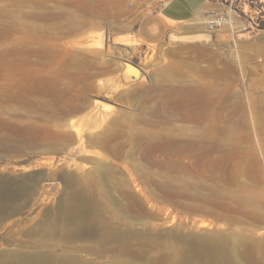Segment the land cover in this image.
Listing matches in <instances>:
<instances>
[{
	"label": "rangeland",
	"instance_id": "obj_1",
	"mask_svg": "<svg viewBox=\"0 0 264 264\" xmlns=\"http://www.w3.org/2000/svg\"><path fill=\"white\" fill-rule=\"evenodd\" d=\"M158 3L0 0V143L58 136L24 153L0 149V181L31 185L10 186L20 209L8 219L0 212V262L66 251L92 264H178L186 240L219 234L239 245L243 264H264V0H209L190 24L209 42L172 33L146 44L139 23ZM209 16L224 23L209 29ZM100 34L102 48L91 46ZM168 133H197L201 143L166 150ZM103 165L114 168L107 180L93 172ZM70 175L132 234L102 246L95 236L49 235Z\"/></svg>",
	"mask_w": 264,
	"mask_h": 264
},
{
	"label": "bare ground",
	"instance_id": "obj_2",
	"mask_svg": "<svg viewBox=\"0 0 264 264\" xmlns=\"http://www.w3.org/2000/svg\"><path fill=\"white\" fill-rule=\"evenodd\" d=\"M200 17V16H199ZM211 16L208 17L207 22L209 24L212 23V20H216L217 23H224L223 20H220L218 18H214V19H210ZM198 20V19H197ZM200 21H202V19H199ZM202 23V22H201ZM209 29H211L212 27L209 26ZM209 31V30H208ZM103 33V32H102ZM101 33V34H102ZM100 34V35H101ZM98 36V35H97ZM173 38H176L177 36H172ZM182 37V36H181ZM179 38V37H178ZM183 39H187V40H205L206 42L211 41V36L209 34V32H198L193 34L192 36H183ZM104 44V39H103V35L98 36L96 38L92 39V43L91 46H96V47H101ZM90 45V44H89ZM102 48V47H101ZM234 61V60H232ZM231 61V63H232ZM127 70L132 74V76L137 77L139 74V70H137L136 68H134L131 65H127ZM127 81H132V79L127 78ZM223 99V98H222ZM165 100V99H164ZM179 100V99H178ZM195 100V99H194ZM220 100V99H219ZM181 101V100H180ZM186 101V100H185ZM205 101V100H204ZM227 101V100H226ZM184 102V101H183ZM35 103V102H34ZM45 102H43L44 104ZM51 103V102H50ZM50 103H48L49 105H51ZM170 103V102H169ZM173 103V102H172ZM176 103V102H175ZM174 103V104H175ZM191 103V102H190ZM224 100H221L219 105L221 107L222 110H225L226 107V103ZM179 104V103H178ZM206 104V103H204ZM212 104V103H211ZM231 104V103H230ZM39 105V103H38ZM169 105V104H168ZM176 105V104H175ZM192 105V104H191ZM217 105V104H216ZM35 107V106H34ZM37 107V106H36ZM35 107V108H36ZM174 107V106H172ZM176 107V106H175ZM174 107V108H175ZM179 107V106H178ZM177 107V108H178ZM200 105H197L193 103L192 106V114H195V119L197 116V112L200 111ZM46 108V107H45ZM174 108H168V112H167V116L168 120L171 118V116L173 115V111ZM176 108V109H177ZM206 108H208L207 106L204 107V111L206 112ZM40 109V108H39ZM42 109V108H41ZM40 109V110H41ZM47 109V108H46ZM44 109V110H46ZM50 109V108H49ZM48 109V110H49ZM104 109L106 110H110V106L109 104H105L104 105ZM189 109V108H188ZM179 111V110H176ZM181 111V110H180ZM187 110H185L186 112ZM221 111V110H220ZM9 112V111H8ZM47 112V111H46ZM191 112V111H190ZM187 112V113H190ZM201 112V111H200ZM229 112V110H228ZM7 113V112H6ZM45 113V112H44ZM178 113V112H177ZM216 113V112H215ZM218 113V112H217ZM164 114V113H163ZM37 115V114H36ZM165 115V114H164ZM176 115V113H175ZM221 115V114H220ZM227 115V114H226ZM181 115H179L180 117ZM184 116V115H182ZM206 116V115H205ZM40 117V116H38ZM165 117V116H164ZM176 117V116H175ZM178 117V119H180ZM189 117V116H188ZM187 118V117H185ZM225 118V117H224ZM173 118H171L172 120ZM177 119V117H176ZM190 119V118H189ZM187 119V120H189ZM194 119V118H193ZM194 119V121H195ZM203 120V118H201ZM37 120V119H36ZM41 120V119H40ZM46 120V119H44ZM164 120V119H163ZM174 120V119H173ZM191 120V119H190ZM206 120V118L204 119ZM224 121V120H222ZM227 121V120H226ZM196 122V121H195ZM209 122V121H208ZM228 122V121H227ZM226 122V123H227ZM166 124V122H164ZM198 123V122H197ZM211 123V122H210ZM213 123V121H212ZM168 124V123H167ZM223 124V123H222ZM69 125V124H68ZM215 125V124H213ZM217 125V124H216ZM170 128H172L173 125L170 124ZM201 126V125H200ZM204 126V125H203ZM25 127V126H24ZM30 127V126H29ZM27 127V128H29ZM46 127V126H45ZM169 127V126H168ZM224 127V126H223ZM228 126H225V128ZM31 128V127H30ZM29 128V129H30ZM33 128V127H32ZM31 128V129H32ZM64 128V127H63ZM178 128V127H177ZM192 128V127H191ZM201 128V127H200ZM199 128V129H200ZM24 129V128H23ZM26 129V128H25ZM36 128H33V130ZM180 129V127H179ZM216 129V128H215ZM19 130V129H18ZM28 130V129H27ZM170 130V129H169ZM175 130V129H174ZM178 130V129H177ZM181 130V129H180ZM223 130V129H222ZM31 131V130H30ZM113 131V130H112ZM191 131V130H190ZM193 131V129H192ZM212 131V130H211ZM215 131V130H214ZM218 131V130H217ZM29 132V131H28ZM33 132V131H31ZM35 132V131H34ZM172 132V131H171ZM175 132V131H174ZM184 132V131H183ZM194 132V131H193ZM206 132V131H205ZM227 132V131H226ZM226 132L224 134V130H223V135H226ZM30 133V132H29ZM45 133V132H44ZM43 133V134H44ZM52 133V132H51ZM176 133V132H175ZM181 133V132H178ZM11 134V133H10ZM16 134V133H15ZM28 134V133H25ZM33 134V133H31ZM37 134V133H36ZM38 134H40L38 132ZM57 134V133H56ZM64 134V133H62ZM203 134V132H202ZM21 135V133H20ZM34 135V134H33ZM45 135V134H44ZM52 135H55L52 133ZM112 135V134H111ZM110 135V136H111ZM183 135V133H182ZM6 136V135H5ZM19 136V135H18ZM12 137V141L14 143H9L7 144V146L4 144L2 145L0 143V149L4 150L5 153H7V151H12V152H16V153H21L22 151H25L24 148L25 147H29L31 146H35L36 147H41L42 144H45L46 142H50L48 141V137H53V136H45L46 141H39L36 142L35 138H34V142H32L31 140L28 141L23 137L24 135H22V137ZM32 136V135H31ZM36 136V135H35ZM115 135H112V138ZM192 136V135H191ZM218 136V135H217ZM7 137V136H6ZM41 137V136H40ZM44 137V136H43ZM56 139H58V136L56 137V135L54 136ZM53 137V138H54ZM116 137V136H115ZM146 137V136H145ZM211 137V136H210ZM222 138V136H220ZM33 138V137H32ZM43 138V139H45ZM54 138V139H55ZM7 139V138H6ZM9 139V138H8ZM7 139V140H8ZM31 139V138H29ZM37 139V138H36ZM42 139V138H40ZM105 139V137H104ZM103 137L96 139V142L98 143L99 141H103L104 140ZM111 139V137H110ZM115 139V138H114ZM223 139V138H222ZM39 140V139H38ZM65 140V138L63 139ZM99 140V141H98ZM112 140V139H111ZM116 140V139H115ZM1 141V140H0ZM6 141V140H5ZM55 141V140H54ZM53 141V142H54ZM57 141V140H56ZM66 141V140H65ZM93 141V140H92ZM95 141V140H94ZM93 141V142H94ZM105 141V140H104ZM220 141V139H219ZM7 142V141H6ZM5 142V143H6ZM32 142V143H29ZM64 142V141H63ZM62 142V143H63ZM67 142V141H66ZM91 142V141H90ZM114 142V141H113ZM165 149L169 150L171 147L175 146V147H188V148H195L198 145V143L200 142L198 139V135L197 133L193 136L190 137L188 136L186 138L185 135H183V137H173L172 134H166L165 135ZM58 143V142H57ZM116 143V142H115ZM114 143V144H115ZM201 143V142H200ZM207 143V142H206ZM30 144V145H29ZM65 144V143H64ZM79 144V143H78ZM81 144V143H80ZM102 144V142H101ZM113 144V145H114ZM50 145V144H49ZM60 145V144H59ZM120 145V144H119ZM118 145V146H119ZM164 145V144H163ZM51 147L53 145H50ZM63 146V145H62ZM68 146V144H67ZM200 146V145H199ZM202 146V145H201ZM200 146V147H201ZM44 147V146H43ZM42 149L44 150L46 147L48 148L49 146H46L45 148ZM56 147V146H55ZM65 147V146H64ZM164 147V146H163ZM198 147V146H197ZM50 148V147H49ZM113 148V147H112ZM119 148V147H118ZM118 148L116 150H118ZM174 148V147H173ZM199 148V147H198ZM203 148V147H202ZM201 148V149H202ZM205 148V147H204ZM32 149V147H31ZM115 149V147L113 148V150ZM164 149V150H165ZM180 149V148H179ZM194 149V150H195ZM200 149V150H201ZM163 150V151H164ZM191 150V149H190ZM42 151V150H41ZM46 151V149L44 150V152ZM175 151H177L175 149ZM181 151V150H179ZM178 151V152H179ZM183 151V149H182ZM186 151V150H185ZM197 151V150H196ZM47 152V151H46ZM49 152V151H48ZM165 152V151H164ZM168 152V151H167ZM173 152V151H172ZM10 153V152H8ZM24 153V152H22ZM180 153V152H179ZM184 153V152H183ZM116 154V153H115ZM166 154V152H165ZM177 154V152H176ZM198 154V153H197ZM191 155V154H190ZM165 156V155H164ZM175 156V155H174ZM193 156H197V155H193ZM192 156V157H193ZM87 157V156H86ZM199 157V155H198ZM197 157V158H198ZM168 158V157H167ZM187 158V157H186ZM189 158V157H188ZM191 158V157H190ZM196 158V159H197ZM172 159H173V155H172ZM193 159V160H196ZM168 160V159H167ZM166 160V161H167ZM177 161V160H175ZM174 161V162H175ZM180 161V160H179ZM169 164V161L167 162ZM173 163V162H172ZM177 163V162H176ZM193 164V163H192ZM114 169V168H113ZM111 169V167H107V166H102V168H94L93 172L97 173L98 175H100L101 178H103L104 180H107L109 177H111L113 175L114 170ZM116 170V169H115ZM85 171V170H84ZM120 172V171H119ZM118 173V170L117 172ZM88 175V174H87ZM34 180V179H33ZM26 182H30L27 181ZM25 181H17V182H13V181H0V191L8 193L10 195H0V212L3 213V217L8 219L9 217H11V215L15 212H17L20 209V205H18L16 202H14L15 200L12 199L13 198V193L10 192V186L12 187L13 185H19L20 188L25 189V191L29 190V185L28 183H26ZM78 179L74 176V175H70L68 177V184L66 185L64 192H63V196H62V200L60 202L59 205V214L52 218V224L49 228L48 234L51 236H61L63 237L65 240L69 241L72 240V238L74 237H86V236H92V237H98L99 240V244L105 245L108 242H114V241H119L122 240V238L124 239L125 237H129L132 233H130L129 230H122L123 232L119 231L118 226H116V224L112 223L109 221V219H105L102 216L101 213V208L99 210L97 203L95 202L94 199V194H92V192L90 190H87L85 188H83L82 186H78ZM124 187V186H123ZM124 190V189H123ZM128 193H126L127 195ZM12 195V196H11ZM128 196H130L128 194ZM129 198V197H128ZM118 198H115L114 196L110 197V200H112L113 202L118 203L117 201ZM106 200V199H105ZM120 205V203L118 204V206ZM122 205V204H121ZM127 208V207H126ZM113 209V208H112ZM128 210V209H127ZM44 229V228H43ZM46 234V233H45ZM233 239V238H231ZM230 238L219 235V234H213L211 236L208 237H203V238H198V239H194V240H186V243L184 246V248L179 249L176 255V259H178V264H243L242 263V259H241V254L239 253V245L233 243V241H231ZM125 241V240H124ZM56 245V244H55ZM54 246V245H53ZM125 246H128V244H126ZM130 246V245H129ZM53 248V247H52ZM128 248V247H127ZM51 249V248H50ZM85 250H91L93 249V246L90 245H86L84 246ZM52 250V249H51ZM116 251V250H115ZM119 253V252H118ZM12 255L13 260H1L0 264H92L90 261H86L85 259H83L80 256H73V255H68L66 251H64L61 254H56V253H52V252H46V253H36V254H23V253H10ZM110 264H130L128 260L126 261H115L112 262Z\"/></svg>",
	"mask_w": 264,
	"mask_h": 264
},
{
	"label": "crops",
	"instance_id": "obj_3",
	"mask_svg": "<svg viewBox=\"0 0 264 264\" xmlns=\"http://www.w3.org/2000/svg\"><path fill=\"white\" fill-rule=\"evenodd\" d=\"M208 1L159 0L154 12L143 17L139 23L140 40L155 45L168 39L172 33L192 36L197 30L190 24L204 11Z\"/></svg>",
	"mask_w": 264,
	"mask_h": 264
},
{
	"label": "built area",
	"instance_id": "obj_4",
	"mask_svg": "<svg viewBox=\"0 0 264 264\" xmlns=\"http://www.w3.org/2000/svg\"><path fill=\"white\" fill-rule=\"evenodd\" d=\"M218 19H220V18H218ZM210 26L212 27L211 29L219 28V27L222 26V22L221 23H217L216 20H212V23L210 24Z\"/></svg>",
	"mask_w": 264,
	"mask_h": 264
},
{
	"label": "water",
	"instance_id": "obj_5",
	"mask_svg": "<svg viewBox=\"0 0 264 264\" xmlns=\"http://www.w3.org/2000/svg\"><path fill=\"white\" fill-rule=\"evenodd\" d=\"M128 65V64H127ZM129 65H131V64H129ZM131 66H133V65H131ZM134 68H136L135 66H133ZM137 69V68H136ZM138 70V69H137Z\"/></svg>",
	"mask_w": 264,
	"mask_h": 264
}]
</instances>
